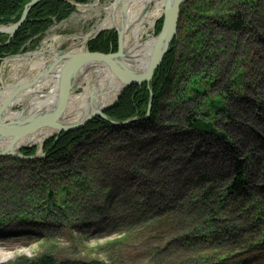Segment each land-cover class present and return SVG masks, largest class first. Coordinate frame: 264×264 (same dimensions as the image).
<instances>
[{
	"label": "trees",
	"instance_id": "trees-1",
	"mask_svg": "<svg viewBox=\"0 0 264 264\" xmlns=\"http://www.w3.org/2000/svg\"><path fill=\"white\" fill-rule=\"evenodd\" d=\"M30 1L0 0V26L17 23ZM91 1L45 0L36 5L11 38L0 35V64L6 57L19 54L28 43L34 49L53 25L75 13L72 4ZM180 13L176 38L152 78L134 83L105 113L113 121L138 118V122L113 127L95 118L80 130L58 137L53 148L54 139L49 140L43 158L0 157V233L10 223L29 225L36 229H30L28 236L38 243H50L49 237L57 236L58 230L66 231L72 242L79 243L91 231L94 235L101 233L89 229V224L97 222L108 228L103 230L114 228L113 234L119 232L120 238L110 244L140 232L146 234V245L154 253L166 244L168 264H264V182L257 186L252 179L255 173L252 171L250 177L251 168L246 165L248 159L249 165L256 160L258 170L262 165L259 173L264 180V156L263 160L249 158V154L240 161L235 159L230 174L214 170L210 175L209 166L204 165L197 167L195 174L193 169L200 159L188 147L198 144L201 150L205 137L230 147L233 142L227 127L236 128L237 123L229 116L235 115L239 101H245L254 119L263 114L264 0H186ZM161 25L159 20L154 35ZM249 38L250 49L245 45ZM86 47L90 54L115 53L117 35L114 31L102 32ZM248 92L255 95V101L248 102ZM149 103L151 110L146 117ZM261 129L262 137L255 133L258 152L264 150ZM87 141L93 147L84 150ZM157 141L180 146L168 153L173 162H166L172 167L167 170L159 160L160 167L165 168L157 173L162 179L179 178L180 183L173 188L167 183L176 198L163 207H156L152 199L144 215L120 220V213L112 212L106 218L100 208L148 190L147 182L150 188L158 183L150 182L143 172L144 166L148 168L146 155L158 148ZM182 145L187 148L182 149ZM254 149L251 147V153ZM35 152L33 147L21 154L31 157ZM190 181L187 188L181 183ZM128 199L132 201V197ZM57 224L63 229H50ZM168 234L174 247L167 246ZM99 246L104 248L105 244ZM18 257L9 264H114L98 259L59 260L47 253L36 259Z\"/></svg>",
	"mask_w": 264,
	"mask_h": 264
},
{
	"label": "water",
	"instance_id": "water-1",
	"mask_svg": "<svg viewBox=\"0 0 264 264\" xmlns=\"http://www.w3.org/2000/svg\"><path fill=\"white\" fill-rule=\"evenodd\" d=\"M43 1L45 0H32L26 4L17 23L7 27L0 26V35H6L9 38L12 37L25 23L28 12ZM123 1L124 0H112L113 11H115L116 7L120 4L119 24H115L116 20L114 19V14H112L114 27L108 30H101L90 36L87 40L88 43L100 33L113 30L117 35V51L115 53L107 55L90 54L87 49L75 52L69 50L70 45L62 51H57L58 56H56V60L50 62L33 80L17 86L14 93H11L2 103L0 106V157H10L21 160L42 158L44 156L43 148L45 139L50 135L44 137L41 143H32V137L43 134L39 133L35 135L37 131L39 132L42 129H49L57 134L68 133L87 126L95 118L103 119L112 125L126 124L129 122H115L108 119L105 113L113 107L119 96L134 83L149 81L152 78L154 72L163 61L164 56L169 52L176 38L177 25L181 14L180 10L186 0H163L158 17H156L151 27L146 28L147 30L151 28L154 30L156 23L161 20L162 25L160 31L154 35L152 30V33L148 35L150 37L145 41H142L141 37L144 34L146 35L147 30L139 34L140 43L146 44V51H142L143 53L137 56L142 58H136L132 55V49L128 47L129 45L125 43V40L132 28L142 19L154 2H148L139 17L129 24V20L126 19V10ZM73 5L78 6V4ZM99 69L107 70L117 83V88L114 89L112 100L107 104L100 105L99 98L106 93V91H102V89L97 90L95 80H92L89 84L81 86L82 91L79 93H85L88 88L86 105L84 106V109L87 110L85 116H83L80 121L72 122L70 125L64 124L62 122L64 120L61 119H65L64 115L70 98L73 95H79L74 93V89L76 87L80 88V77L82 74H88L93 71L96 72V70ZM53 71L57 72L58 83L55 98L49 105L35 111L34 109L30 110L27 105H23L19 110H12L13 102L18 97L17 93L31 89L43 77L51 74ZM35 95L36 94H30L27 99L33 98ZM150 110L151 105L149 103L146 117H148ZM12 113H14V116L9 118ZM138 120V118H134L130 121ZM32 147L37 148L34 156L24 157L21 154V151Z\"/></svg>",
	"mask_w": 264,
	"mask_h": 264
},
{
	"label": "bare ground",
	"instance_id": "bare-ground-1",
	"mask_svg": "<svg viewBox=\"0 0 264 264\" xmlns=\"http://www.w3.org/2000/svg\"><path fill=\"white\" fill-rule=\"evenodd\" d=\"M150 1L154 2V7H152L150 10L149 9L147 10V12L142 17V19L139 20V22H137V24L132 28V30L130 31L129 35L127 36L125 40V43L129 45L128 47L132 49V55H134V57L136 58H142V57H137V56L140 55V53H143L142 51H146V44L140 43L139 34L144 33L147 30L145 26H147L148 28L152 26V23L154 22V20L156 19V17H158V14L160 13V8L162 7L163 0H146V1L144 0H131V1L124 0L123 1V4L125 5V10H126L125 11L126 19L129 20L128 21L129 24L134 22L139 17V15L143 12L146 4ZM80 9L82 12L84 11L83 8H80ZM112 14H114V19L116 20L115 24L116 25L119 24L120 4L116 7L115 11H113L112 3L109 7L104 8V17L102 21L96 27H94L92 31L89 34H87L85 37L73 40L74 43L71 44V46L69 47V50H72L75 52L84 51L85 49L84 47L87 44V40L90 36L94 35L95 33H98L101 30L112 29L114 27V23L112 22ZM3 36H6V35H3ZM54 40L53 42H55ZM53 42L49 44L45 42L44 46L38 52V55H29V56L24 55L20 57L8 58L3 61L6 64H5V67H3L5 68V70L0 73V106L6 100V98L10 96L11 93H14L17 86L27 81L33 80L35 77H37L38 73H40L43 69H45V67L50 62L56 60V56H58V54H57V49L55 48ZM165 57L166 55L164 56V58ZM56 71L55 72L53 71L51 74L43 77L31 89L23 90L17 93L18 97L13 102L12 110L14 109L15 106H18V105H20L21 107H23V105H27L30 110L34 109V111L49 105V103L54 100L56 91H57L58 76H57ZM92 80H95L97 90L102 89V91L103 90L106 91V93L100 96L99 104L104 105L110 102L114 96L113 94L114 89L117 88V83L114 80V78L107 72V70L99 69V70H96V72L93 71V72H89L88 74L87 73L82 74V76L80 77L79 85L80 87L87 85ZM30 94H36V95L33 98L27 99V97ZM87 95H88V88L85 93L79 94V95H73L70 98V102L68 103V107L64 115L65 119L64 118L61 119V120H64L62 121L64 124L70 125L72 124V122L80 121V119H82L83 116H85L87 110L84 109V106L86 105L85 102L87 99ZM260 113L261 114L263 113L262 115H264V111H261ZM13 116H14V113H12L9 116V118H12ZM132 119L126 120V121H129L126 124H119V125L110 124V125L113 127H123V126H127L129 124L136 123L139 121V120L130 121ZM126 121H123V122H126ZM115 122H118V121H115ZM123 122H118V123H123ZM241 123H245V122H241ZM241 123H237V124L244 126ZM76 131L57 134V133H54V131L52 130L42 129L39 132L37 131L35 135H38L39 133H43V134L37 137H32V143L33 144L41 143L44 137L50 135L49 137L45 139V144L49 140L54 139V143L53 145H51V148H53L54 144L57 142L58 137H61L63 135H67L70 133H74ZM205 138L209 139V137H205ZM199 141H201V139ZM251 142L252 140L248 141L242 137L239 140V143L240 145H242V147L248 144L250 145V147L255 148L253 150V153H249V158L250 157L256 158L257 157L256 148H258V145L256 144L257 145L256 146L252 144ZM89 143L90 141L85 142V144L87 145H84V146L85 147L89 146ZM157 144H158V148L150 151V153L146 155V160L148 161V168L144 166L143 172H147L150 182L154 181L155 183L156 181L159 184L158 183L154 184L150 188V184L147 182L148 190L144 188L140 194L128 195L127 199L119 198V202L117 201V203H119L118 206L116 203V205L113 204L112 207L100 208L99 212L105 215L106 218H108L110 216V213L112 212H119L120 216L123 218V219L119 218L120 220H126L129 217H131L133 214L134 215L135 214L144 215L145 213L148 212V209L150 206L149 203L151 202L152 199L156 201V207L158 206L163 207L165 205H168L172 200L176 198L174 197L175 194L173 192H170L171 190L168 189V184H170L169 186L173 188L174 184L177 183L178 185L180 183L179 178L172 179L171 176H169L167 179L166 178L162 179L159 176H157V173L161 170H164L165 168V167L164 168L160 167L159 160H163L167 170H169L172 167L170 162H166L167 159L173 162V160L169 158L168 153L169 151L170 152L172 151L173 147L179 148L180 146L179 145H169L161 141H157ZM231 144H230V147H227L226 145L222 144L223 149L217 150V151L215 150V151L219 154L224 155V158L225 157L227 158L229 156L227 160L237 159L240 161L241 159L246 157V155H248L247 152L242 153V148H239V146L237 147V145H233V144L231 145ZM196 145L198 144H192V146H188V147L189 149H192L193 151H195L193 156H195L197 159H199L201 155L207 156L211 151H214L210 149L208 152L204 148H201V150H199ZM87 148H90V147H87ZM132 148H135V147L133 146ZM185 148H187V146L182 145V149H185ZM261 151H262V154L260 155V157L264 156V150L261 149ZM234 162L235 161L232 162V165H234ZM248 162H249V159H248ZM248 162L246 164L247 167L249 168L253 167V172L255 173L254 167L258 168L259 165H257L254 162H251V164L249 165ZM208 168L209 167H207V171H209L208 173L211 175V170ZM252 179L255 182H257L256 185L259 187L264 182L261 173H255ZM181 183L184 184L185 188L189 187L192 184L191 181L188 183L186 182H181ZM252 183L253 181H251V184ZM164 195L167 196V198H165ZM138 196L141 197L142 199H140L139 201H136L134 198ZM129 197H132V201L128 199ZM91 214H95L97 215V217H99L98 216L99 214L97 213L92 212ZM9 225H5L4 228H2V230L5 232H1V233H8V232L9 233L8 235H3V234L2 236L0 235V240L3 239V236H6V237L16 236L18 238H15V241L19 243L20 242H23L25 244L30 243V242L32 243L31 238H29L28 236L30 233V230L27 229V227H30L29 225H14V226H9ZM50 229H56V227L50 228ZM23 243L21 244L25 245Z\"/></svg>",
	"mask_w": 264,
	"mask_h": 264
},
{
	"label": "rangeland",
	"instance_id": "rangeland-1",
	"mask_svg": "<svg viewBox=\"0 0 264 264\" xmlns=\"http://www.w3.org/2000/svg\"><path fill=\"white\" fill-rule=\"evenodd\" d=\"M111 3L112 0H92L86 5L75 6L76 7L75 13H73L65 23L60 25L59 24L53 25L46 32L38 47L35 50L31 49V47H28L25 50V54H29V52L32 51L36 52L40 50L44 46L45 42L49 44L52 43L54 39L55 42L53 43L57 50L62 51L63 49L69 47L71 44L74 43L73 40L85 37L87 34H89L92 31L94 27H96L102 21L104 17V8L109 7ZM152 7H154V4L151 5L150 9ZM80 8H83L84 11L82 12ZM145 27L147 28V26ZM152 30H153L152 28L148 29L146 31L147 32L146 35L145 34L142 35L141 40L145 41L146 39H148L150 37L148 35L152 33ZM250 40L251 39L249 38V41L245 42V45L248 46V49H250V45L252 44ZM84 48H85L84 50L87 49L86 45ZM249 55L250 54H248L247 56ZM240 56L243 57L244 54ZM4 63L2 65L3 67H5ZM3 67L1 68L0 73L5 70V68ZM227 83L228 82H225L221 86ZM81 91H82V87L80 88L76 87L74 89L75 94H79ZM211 93H214L213 89H211ZM246 97H250L248 98V102L251 101V99L255 101V95L251 92H248L246 94ZM239 102L241 103L235 104L236 106V110L234 111L235 115H232L231 117L229 116V120H234L236 121V123L245 122V123H241L244 125V127L240 124H237L236 128L234 126L233 127L229 126L227 127V130L230 129L231 131L229 137L231 138L233 144L237 145V147L239 146V148H242V153L248 152L249 154L251 153L250 145L247 144L244 147H242V145H240L239 143V140L242 137L248 141L252 140L251 142L252 144L258 145V140L256 139V136L262 137L261 128H264V116L261 115L260 118L255 117L254 119L252 116V112L250 111V107L248 105H244L245 101H239ZM16 110L18 109L16 108ZM244 114L246 117L244 116ZM254 115H256L255 112ZM241 116L244 118L243 121L242 118H240ZM245 125L253 128L255 132L251 129H247ZM92 145L93 144L90 143L89 146L83 148L84 150L85 149L88 150L93 147ZM202 147L208 149L207 150L208 152L210 149L214 151H211L207 156H203V155L200 156L199 158L200 160L197 161L196 163L197 165L193 169L195 174L198 173L197 167L201 165H204V167L209 166L208 169H210L211 172H214V170H218L222 174L231 173L233 168L232 162L235 161V159L227 160L229 156L227 158L226 157L224 158V155L218 154L216 152L217 150L223 149V145L220 140H215L210 137L209 139L205 138ZM256 151H257V160L259 159L263 160L262 157L258 156L259 153L262 152H258L257 148ZM212 152L217 154H211ZM76 153H78V151H76ZM79 153H83V150L80 151ZM213 157H217L215 161ZM212 163L215 164L210 165ZM255 163H257L256 160ZM261 166L262 165H260V168ZM59 167L60 165H58V168ZM259 170L258 168L254 167L255 173H259ZM252 171H253V167L251 168V172L248 171L250 177L252 176ZM206 176L209 177L210 175H206ZM195 179L196 177H194V180ZM27 229L30 230L36 228L31 226V227H27ZM56 229H63V228L61 227V225L57 224ZM89 229H98L101 231V233L98 235H94L93 231H91L92 232L91 235L82 236V240L79 243L72 242L71 239L68 237L67 232L66 231L61 232V230H58L56 232L57 236L51 235L49 237L51 239L50 243L47 242L46 244H44L43 242L38 243L37 240H32L33 241L32 243L30 242L27 244L23 242L19 243L15 241L14 237L3 236V239L0 240V264H9L12 262H16V260L19 258L18 256L20 255H22L26 259H36L39 255L44 253L52 254L56 259L59 260L60 259H78V260L98 259L101 260L102 262H113L114 264H163L164 262L165 264H168L170 262V260H168L169 257H167V254L164 253L165 251L164 245L166 244L160 246L159 252L155 251L154 253V251L152 249H149V246L146 245L145 242L146 234L144 232L133 234L131 236L129 235L128 237H121L122 239L121 243L130 241L129 244L123 246V244L121 243L110 244L111 242L117 241L120 238L119 232L113 234L116 231V229L113 228L107 231L103 230L108 228L97 222L95 223L93 222L89 224ZM8 233H1L0 235L1 236L2 234L8 235ZM166 239H168L169 241L167 246H173V244L170 243L172 242V238L169 234L166 236ZM21 243L25 245H22ZM103 244H105V247L101 248L99 245L102 246Z\"/></svg>",
	"mask_w": 264,
	"mask_h": 264
},
{
	"label": "flooded vegetation",
	"instance_id": "flooded-vegetation-1",
	"mask_svg": "<svg viewBox=\"0 0 264 264\" xmlns=\"http://www.w3.org/2000/svg\"><path fill=\"white\" fill-rule=\"evenodd\" d=\"M41 42H39V44H40ZM38 44V45H39ZM38 45L34 48V50L38 47ZM28 47H31V45L28 43V44H26L22 49H21V51H20V53L19 54H17V55H14V56H8V57H6L5 59H8V58H10V57H16V56H18V57H20V56H26V54H25V50L28 48ZM41 50V49H40ZM40 50H38V51H32V52H30L29 54H28V56L29 55H38V52L40 51ZM5 59H3L2 61H1V64H0V71H1V68L3 67L2 65H3V61L5 60ZM4 64H6V63H4ZM20 109L21 108V106L20 105H18V106H15L14 107V109Z\"/></svg>",
	"mask_w": 264,
	"mask_h": 264
}]
</instances>
